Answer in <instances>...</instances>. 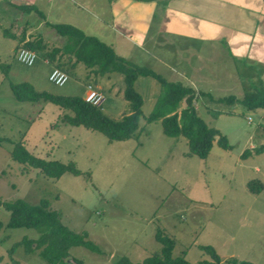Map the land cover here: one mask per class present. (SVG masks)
Returning a JSON list of instances; mask_svg holds the SVG:
<instances>
[{
	"label": "rangeland",
	"instance_id": "1",
	"mask_svg": "<svg viewBox=\"0 0 264 264\" xmlns=\"http://www.w3.org/2000/svg\"><path fill=\"white\" fill-rule=\"evenodd\" d=\"M62 1L0 0V137L5 139L0 144V199L22 198L30 204L47 199L65 225L100 249L99 253L84 246L71 247V257L83 264H120L122 258L141 262L161 249L158 230L175 240L173 256H184L191 263L209 259L201 247L211 245L223 261L235 257L264 264V187L258 193L248 187L250 181L264 184V152H254L264 144V107L248 110L240 103L215 102L200 93L201 89L215 98H242L254 86L264 88V67L228 58L220 47L210 54L208 43L201 41L194 46L182 44L179 50L167 44L154 45L149 53L135 51L138 65L194 88L197 82L189 81L192 76L180 75L190 70L183 57H191L193 76L200 73L209 79L197 83V112L226 135L231 148L224 149L215 140L207 158L187 155L184 136L166 135L161 120L149 122L162 89L151 76L135 82L143 97L139 130L130 139L109 141L100 131L64 123V114L72 115V110L51 101H21L11 88V84L29 82L37 91L55 95L86 94L92 75L87 77L88 68L82 62L70 71L63 86H57L49 80L53 66L43 56L32 65L17 60L24 31L27 37L41 33L49 48L61 44L64 38L46 22L66 19L60 10ZM193 49H197L195 56ZM119 52L126 56V51ZM110 74L121 92L115 95L114 90H105L101 108L110 118L120 119L130 106L122 96V74ZM98 76L106 81L104 75ZM185 106L182 101L179 109ZM17 142L44 159L74 161L81 173L51 178L18 163L10 154ZM247 150L252 154L243 157ZM9 218L10 212L0 207V264H48L38 250L27 253L21 245L10 251L24 237L37 239L40 233L34 228L7 227Z\"/></svg>",
	"mask_w": 264,
	"mask_h": 264
},
{
	"label": "trees",
	"instance_id": "2",
	"mask_svg": "<svg viewBox=\"0 0 264 264\" xmlns=\"http://www.w3.org/2000/svg\"><path fill=\"white\" fill-rule=\"evenodd\" d=\"M17 8L29 11V6L15 4ZM45 18L44 14H41ZM47 27L55 30L57 35L64 38L60 46L49 48L41 33L37 37L27 39L26 31L19 38L20 47L29 48L41 55L53 67H58L70 73L76 63L82 62L96 75L106 73H120L123 76V97L129 102L130 112L120 119L107 116L101 107H96L85 101L84 96H62L47 91H37L29 82L11 84L14 95L21 101H51L63 109L72 110L73 114H64L62 121L70 125H82L91 130H97L105 134L109 141H122L130 139L140 128L142 116L143 97L136 90L135 82L138 77L151 76L158 80L162 89L157 96L154 110L148 116L149 122L161 120L163 132L168 136H184L188 140L189 152L187 155H197L207 158L216 140L219 146L230 149L226 135L209 126L197 112L195 101L197 91L190 85L181 81H170L162 74L148 66L138 65L129 59L120 56L114 48L95 35L86 34L80 28L70 23H50ZM11 32L7 31L6 34ZM12 34V33H11ZM14 36H17L13 34ZM95 86V85H94ZM254 86L252 90L245 92L242 98L235 95L215 98L213 95L200 91L211 101L225 102L228 105L241 104L248 110L264 107V88ZM185 101L186 106L180 108V103ZM5 140L0 137V144ZM253 151L247 150L242 156L247 157ZM254 152H264V144L255 147ZM11 158L18 163L37 169L40 173L51 178H60L65 173L79 175L81 171L74 161L63 163L59 160H47L29 151L22 142L14 143L10 152ZM249 190L260 192L263 182L250 181ZM0 207L10 212V218L6 226L10 228L27 227L37 229L40 233L37 239L24 237L16 242L11 252L23 245L27 253L34 250L48 264H83L76 257H71L70 249L74 246H84L94 252L100 249L87 240L85 235L72 231L65 225L60 212L51 209L47 199L37 204H30L22 198L1 200ZM3 224L0 222V229ZM156 239L161 243V249L141 262L133 263L127 258L119 260L120 264H254L248 260H239L235 257L223 261L215 248L204 245L201 248L209 259L200 260L197 263L189 262L184 256H173L175 240L161 230L156 233Z\"/></svg>",
	"mask_w": 264,
	"mask_h": 264
},
{
	"label": "crops",
	"instance_id": "3",
	"mask_svg": "<svg viewBox=\"0 0 264 264\" xmlns=\"http://www.w3.org/2000/svg\"><path fill=\"white\" fill-rule=\"evenodd\" d=\"M62 2L64 3L60 6V10L66 19H62L59 23H70L86 34L99 37L112 46L120 56L122 54L119 51H126V56L123 57L136 64H138L136 55L133 54L135 51L139 54L149 53L154 45L163 47L167 44L173 45L167 46L168 48L179 50L182 49V44L194 46L197 41H201L208 43L206 45L209 46L207 49L210 54L213 53L212 50H218L220 47L227 53L228 58L239 57L264 67V0H64ZM60 40L62 44L63 39ZM196 51L197 49L194 50V56ZM183 59H188L190 70L187 71L188 74L185 71L181 72V76L186 79L187 75L192 76V80H189L191 83L209 81L200 73L196 78L193 76L194 64L190 63V56ZM162 61L168 62L164 57ZM184 66H187L186 62ZM85 73L87 77L92 75V79L90 76L87 83L92 81L90 84H94L104 94L105 90H114L115 95L121 92L120 88L116 89L117 80L113 79L112 74H104L106 79L104 81L103 77L96 75L92 69L88 68ZM197 83L194 84L196 91Z\"/></svg>",
	"mask_w": 264,
	"mask_h": 264
},
{
	"label": "built area",
	"instance_id": "4",
	"mask_svg": "<svg viewBox=\"0 0 264 264\" xmlns=\"http://www.w3.org/2000/svg\"><path fill=\"white\" fill-rule=\"evenodd\" d=\"M17 60L25 65H32L39 57L37 52L29 48L22 47L17 51ZM70 78V75L65 70L52 67L49 73V80L57 86H63ZM85 101L101 107L105 101V95L92 84L87 86V92L84 95Z\"/></svg>",
	"mask_w": 264,
	"mask_h": 264
}]
</instances>
